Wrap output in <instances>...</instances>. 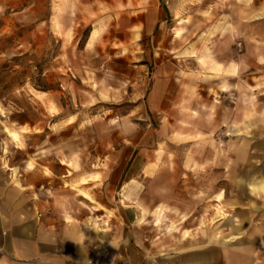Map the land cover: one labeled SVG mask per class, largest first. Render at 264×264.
<instances>
[{
	"label": "rangeland",
	"instance_id": "obj_1",
	"mask_svg": "<svg viewBox=\"0 0 264 264\" xmlns=\"http://www.w3.org/2000/svg\"><path fill=\"white\" fill-rule=\"evenodd\" d=\"M246 1L0 0V177L16 187L17 237L26 221L39 230L41 218L67 224L69 216V223L94 220L108 238L130 237L140 264L182 257L188 248L195 258L202 245L210 258L217 246L220 255L233 246L236 264H254L264 225L253 224L264 221V197L251 195L243 181L236 187L233 148L247 137L246 157L264 160V135H233L227 119L221 126L218 112L231 102L222 104L217 84L228 78H207L212 73L201 62L230 65L233 48L243 59L244 46L264 40V0ZM206 10L211 19L202 21ZM238 18L245 21L233 39L224 26L235 27ZM251 77L252 116L264 64ZM6 129L18 132L21 147ZM153 161L159 165L150 174ZM66 182L105 209L90 210L93 202ZM240 232V241L226 240ZM94 236L90 254L105 249L122 263L127 243L112 249Z\"/></svg>",
	"mask_w": 264,
	"mask_h": 264
},
{
	"label": "crops",
	"instance_id": "obj_2",
	"mask_svg": "<svg viewBox=\"0 0 264 264\" xmlns=\"http://www.w3.org/2000/svg\"><path fill=\"white\" fill-rule=\"evenodd\" d=\"M146 1V0H145ZM151 1L153 4L155 0H148ZM159 1V0H157ZM241 1V0H239ZM247 3L250 1L247 0ZM158 3V2H157ZM220 7L217 6L214 8V14L218 17V12ZM209 12L206 10L205 16H201L202 21H207L211 19V16L208 14ZM158 16H160L159 20L162 18L160 11H158ZM235 13L232 12L231 16L234 17ZM184 20L188 21V18H183ZM141 21L145 22V18ZM234 21V20H233ZM245 21L244 19L238 18L237 23L233 24L235 27L231 26H224L227 29L232 30V37L233 39L238 36L240 37V22ZM180 22V20H179ZM237 26V28H236ZM215 30L221 29L222 24L218 23L215 26ZM250 27V26H249ZM236 28V29H235ZM178 30V29H177ZM214 30V32H215ZM182 31V30H181ZM181 33L176 31V35L179 36ZM91 38V35H90ZM94 40L93 38H91ZM91 41V40H90ZM249 42V41H248ZM256 44L253 45L251 43L248 46H244L245 49L242 52V57L235 49L233 48L231 52V64L228 65V60L223 65L217 61L214 57L208 59H202L201 62L205 63V69L208 70L210 74L207 78L216 77L217 75L226 74L228 81H222L217 84L221 89V102L225 101V99L230 98V106L228 107V111L221 110L218 112L217 117L219 118V122L221 119V126L224 127V119L226 123L230 124L229 128H231V133L233 135H240L246 133H253L258 135L257 139H259V135H264V91L258 92L259 101L258 105L256 106V114L250 115V109L246 110V106L250 108L252 106L253 100L250 99V92L257 89L255 87V83H252L251 77L253 71L256 70L257 65L264 64V40L256 41ZM197 45V43L195 44ZM217 50H219L220 46L217 45ZM247 50V51H246ZM246 54L248 56H246ZM189 57H193V54ZM230 80V81H229ZM227 84V85H226ZM231 86L230 89H227L228 86ZM246 85L250 86L252 89H247ZM227 89V90H226ZM230 90V91H229ZM229 91V92H228ZM175 94V93H174ZM181 94V93H180ZM176 95V94H175ZM182 95V94H181ZM185 99V104L189 105V102ZM178 100V98H175ZM255 103V102H254ZM185 105V106H186ZM255 107V108H256ZM249 112V113H247ZM249 118V120L246 119ZM253 124V125H252ZM7 134L10 136L12 141L16 143L18 147H21V141L19 140V134L16 130H9L6 129ZM186 131V130H185ZM14 133L17 134V137L14 136ZM188 135V134H187ZM192 136V134H189ZM198 137V134L195 135ZM192 139L190 138V141ZM240 140V139H239ZM247 137L244 138V141H238V146L233 148V152L235 158H233V165H236L235 173H234V183L237 184L240 190L243 189L241 185V181L245 182L246 186L249 189L251 195L256 197H264V163L261 161L264 160H252L246 157V153L244 149L247 145L252 143ZM261 140H264V137L261 136ZM248 147V146H247ZM219 158V157H218ZM254 161V163H253ZM65 163L67 166H72L75 168V165L72 161H61ZM32 161L28 162L27 166L30 168L32 166ZM71 164V165H70ZM248 166V167H247ZM242 167V168H241ZM246 167V168H244ZM15 170V168L13 169ZM44 171L49 174L50 170L44 168ZM237 171V173H236ZM87 178L81 177L79 182H86ZM30 183H33L31 180ZM67 183V182H66ZM128 183V182H127ZM68 184V183H67ZM70 188L74 189L77 194H80L86 198H88L93 204L97 207L90 206V210H100L105 209L100 203L96 202L86 191L82 188L78 187L75 183L68 184ZM24 195L30 196L32 198V192L24 191ZM240 197V196H239ZM241 198V197H240ZM1 199H3V206L4 211H1ZM239 199V198H238ZM240 206V205H238ZM29 207L25 206V213L27 214V209ZM30 207V212L31 211ZM243 208L250 209V207L243 206ZM6 210V211H5ZM255 212L258 211V208L255 207ZM108 215H111V211L107 210ZM247 213H250L247 211ZM16 187L14 183H11L9 176L4 180H1L0 177V264H31L35 260H39L45 264H73V263H83L85 259L90 255L91 251L94 249V245H91V232L95 235L94 238L99 239L101 236L104 243L111 247L112 249H117L121 245L125 250L124 245L127 243L125 237L120 239L119 237L113 236L112 238H108L105 232L108 231V228L104 227H96L94 220L88 219L87 224L83 225L81 221H77L76 223H69L70 217L66 216L68 221L67 224L63 222H53L49 221L48 218L39 222V230L35 229L34 225H37L35 221L24 223L22 229V236H18L16 234ZM220 215L217 220L224 219ZM255 214V213H254ZM240 218V216H239ZM99 219V217H98ZM216 220V221H217ZM244 219H241L240 223L244 224ZM250 218L248 219V221ZM139 223L138 225H140ZM264 225V221L259 222L256 220L253 225ZM129 225H134L132 222ZM137 225V224H136ZM143 225V223H142ZM233 225V224H232ZM235 225V224H234ZM247 225H250L248 222ZM243 225H238L237 228L240 230ZM107 237V238H105ZM243 238L241 232L229 236L226 240L227 241H236L241 240ZM257 247L259 250L257 251L258 255L257 259L255 260L254 264H264V243H261ZM137 244V243H135ZM131 248V250H130ZM219 246H217L216 256L210 258L208 255L207 246L204 248L203 245L200 248L198 257L196 256L193 258L192 256L188 255L193 251V249L185 250L184 255L182 257H165L167 260L162 262H157V264H236L237 260L234 256L230 255L231 251H233V246L229 247L226 250H222L223 254L220 255L219 253ZM262 249V251H260ZM195 251H198L195 249ZM194 251V252H195ZM227 252V253H225ZM1 254H3L1 256ZM122 263L119 264H140L137 262V249H135L134 245L128 239V243L126 245V253L122 255ZM145 257V256H144ZM143 257V258H144ZM261 257V260L258 259ZM19 259V260H18ZM183 259V261H182ZM239 262V259H238ZM143 264H150L147 259L144 260ZM238 264V263H237Z\"/></svg>",
	"mask_w": 264,
	"mask_h": 264
},
{
	"label": "built area",
	"instance_id": "obj_3",
	"mask_svg": "<svg viewBox=\"0 0 264 264\" xmlns=\"http://www.w3.org/2000/svg\"><path fill=\"white\" fill-rule=\"evenodd\" d=\"M83 264H114V255L110 251L100 249L93 254H90Z\"/></svg>",
	"mask_w": 264,
	"mask_h": 264
},
{
	"label": "bare ground",
	"instance_id": "obj_4",
	"mask_svg": "<svg viewBox=\"0 0 264 264\" xmlns=\"http://www.w3.org/2000/svg\"><path fill=\"white\" fill-rule=\"evenodd\" d=\"M91 34H92V37H94V36H96L97 31L93 30V31L91 32ZM16 132H17V131H16ZM14 136L17 137V134L14 133ZM161 153H162V150H157V152H156V154H158V156H157V161H158V159H160ZM157 161H153V162H151V163L147 166V168L145 169V171L148 172V173H150V174H153V172L158 168V165H159ZM220 217L223 218L224 215L222 214V216H220Z\"/></svg>",
	"mask_w": 264,
	"mask_h": 264
}]
</instances>
